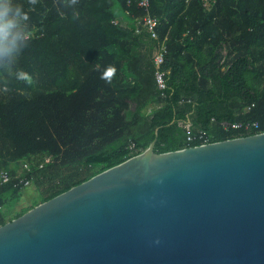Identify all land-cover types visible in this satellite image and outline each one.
I'll return each mask as SVG.
<instances>
[{
    "label": "trees",
    "instance_id": "1",
    "mask_svg": "<svg viewBox=\"0 0 264 264\" xmlns=\"http://www.w3.org/2000/svg\"><path fill=\"white\" fill-rule=\"evenodd\" d=\"M139 1L37 0L22 22L30 38L0 54V106L21 103L10 130L0 113V170L10 173L0 184V225L152 140L164 153L198 144L186 137L201 130L209 142L264 132V0ZM17 2L29 10L28 0ZM147 14L158 39L141 24ZM161 40L163 90L154 78ZM253 122L249 131L230 126ZM17 162L20 173L10 167ZM24 179L36 198L17 208Z\"/></svg>",
    "mask_w": 264,
    "mask_h": 264
},
{
    "label": "water",
    "instance_id": "2",
    "mask_svg": "<svg viewBox=\"0 0 264 264\" xmlns=\"http://www.w3.org/2000/svg\"><path fill=\"white\" fill-rule=\"evenodd\" d=\"M154 143L0 225V264H264V132Z\"/></svg>",
    "mask_w": 264,
    "mask_h": 264
},
{
    "label": "clouds",
    "instance_id": "3",
    "mask_svg": "<svg viewBox=\"0 0 264 264\" xmlns=\"http://www.w3.org/2000/svg\"><path fill=\"white\" fill-rule=\"evenodd\" d=\"M76 2L77 0H72L73 4ZM28 3L29 10L25 11L23 5L17 0H0V54H13L21 41L30 38V29H27V26L22 22L29 19V11L33 9L37 0H28ZM115 72V67L110 65L102 73L101 79L111 83ZM18 78L31 81L29 75L24 71L18 73Z\"/></svg>",
    "mask_w": 264,
    "mask_h": 264
},
{
    "label": "built area",
    "instance_id": "4",
    "mask_svg": "<svg viewBox=\"0 0 264 264\" xmlns=\"http://www.w3.org/2000/svg\"><path fill=\"white\" fill-rule=\"evenodd\" d=\"M148 2H149V0H140L138 5L142 6L144 8H147ZM141 24L144 25L147 28L151 38L158 39V34L156 32V28L158 26V21L154 17H151L148 14L145 15L141 19ZM165 52H166L165 40L158 41L157 48H156V51L154 53V64H155V68H156L155 72H154V78H155V83L157 85V88L159 90H163L165 88L164 72L161 71V69H160V66H161V64L163 63V60H164ZM230 126L232 128H236V129L242 128L245 131H249L252 128H258V123L257 122H253V123H234V124H231ZM185 127L188 128V125H185ZM186 139H187L188 142L196 140L198 142V144H196V145H203V144L209 143L208 137L206 136L205 132L202 131V130L198 131V133L195 134V135H192V134L188 133ZM129 148L131 150H133V144H131L129 146ZM49 160H50V158L46 157L44 159L43 163L49 162ZM43 163H41L39 165V167H41L43 165ZM22 168L24 170H29V166L26 163H22ZM9 179H10L9 170H7L5 168L1 169L0 170V184L9 181ZM23 183H24V185H29L30 181L28 179H24Z\"/></svg>",
    "mask_w": 264,
    "mask_h": 264
},
{
    "label": "rangeland",
    "instance_id": "5",
    "mask_svg": "<svg viewBox=\"0 0 264 264\" xmlns=\"http://www.w3.org/2000/svg\"><path fill=\"white\" fill-rule=\"evenodd\" d=\"M114 7L116 8L115 4H114ZM116 11L119 12L117 8H116ZM20 104L21 103L15 102V103L4 104V105L0 106V113L3 116L2 117L3 122H4V124L8 130H10V128H11V125L14 121V113L20 107ZM12 134H13V137L15 139H19V137L24 136L21 133H15V132H12ZM10 167L14 168L17 173H20V171H22L21 170V162H17L15 164H12ZM35 198H36V193H35L34 187L31 184L26 185L24 190L22 191L20 202L17 204V208H20L21 206H25V205L29 204Z\"/></svg>",
    "mask_w": 264,
    "mask_h": 264
},
{
    "label": "crops",
    "instance_id": "6",
    "mask_svg": "<svg viewBox=\"0 0 264 264\" xmlns=\"http://www.w3.org/2000/svg\"><path fill=\"white\" fill-rule=\"evenodd\" d=\"M3 117V116H2Z\"/></svg>",
    "mask_w": 264,
    "mask_h": 264
}]
</instances>
